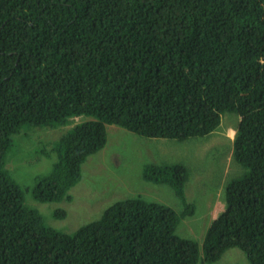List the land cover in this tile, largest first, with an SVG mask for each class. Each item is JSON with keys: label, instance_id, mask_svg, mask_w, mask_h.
<instances>
[{"label": "trees", "instance_id": "16d2710c", "mask_svg": "<svg viewBox=\"0 0 264 264\" xmlns=\"http://www.w3.org/2000/svg\"><path fill=\"white\" fill-rule=\"evenodd\" d=\"M224 113L240 118L232 157L245 172L225 184L201 245L176 234L195 212L184 163L141 173L180 210L138 195L72 234L25 204L5 165L23 126L89 117L53 143L56 160L32 187L41 202L70 199L107 125L184 141ZM232 247L264 264V0H0V264H210Z\"/></svg>", "mask_w": 264, "mask_h": 264}, {"label": "rangeland", "instance_id": "374dc122", "mask_svg": "<svg viewBox=\"0 0 264 264\" xmlns=\"http://www.w3.org/2000/svg\"><path fill=\"white\" fill-rule=\"evenodd\" d=\"M88 118L75 116L68 125L54 129L23 126L13 136V145L5 165L23 190L25 204L37 209L46 224L68 234L99 218L103 210L115 201L138 195L180 210L179 199L168 185L147 182L141 173L147 163L181 162L190 172V192L186 199L194 204L195 212L179 222L176 234L183 238H194L201 245L208 225L224 208L222 196L225 184L245 172L232 157V139L239 122L238 116L224 113L220 125L212 133L184 141L142 137L109 124L106 145L88 156L82 164L81 180L68 191L71 198L50 202L35 199L32 195L35 178L48 173L56 160L51 146L74 124ZM48 150L51 152L48 153ZM61 209L65 211L64 217L53 216L55 211ZM210 264L249 262L242 250L232 247Z\"/></svg>", "mask_w": 264, "mask_h": 264}, {"label": "clouds", "instance_id": "9594fccd", "mask_svg": "<svg viewBox=\"0 0 264 264\" xmlns=\"http://www.w3.org/2000/svg\"><path fill=\"white\" fill-rule=\"evenodd\" d=\"M239 118V117H238ZM240 119V118H239ZM220 125V124H219ZM238 126V125H237ZM237 129V128H236ZM213 132V131H212ZM212 132H210V133H212ZM235 133H236V131H235ZM226 134H228V133H226ZM234 138V137H233ZM232 153H233V139H232ZM216 217V216H215ZM214 217V218H215Z\"/></svg>", "mask_w": 264, "mask_h": 264}]
</instances>
